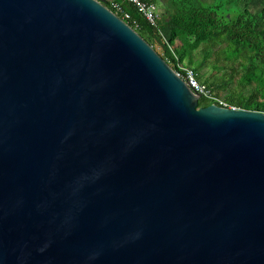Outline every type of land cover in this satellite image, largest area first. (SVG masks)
Instances as JSON below:
<instances>
[{
    "label": "water",
    "instance_id": "water-1",
    "mask_svg": "<svg viewBox=\"0 0 264 264\" xmlns=\"http://www.w3.org/2000/svg\"><path fill=\"white\" fill-rule=\"evenodd\" d=\"M100 0H0V264H264V112L197 107Z\"/></svg>",
    "mask_w": 264,
    "mask_h": 264
},
{
    "label": "trees",
    "instance_id": "trees-1",
    "mask_svg": "<svg viewBox=\"0 0 264 264\" xmlns=\"http://www.w3.org/2000/svg\"><path fill=\"white\" fill-rule=\"evenodd\" d=\"M100 1L111 10V2L121 4L129 14V19L124 21L174 70H179L178 64L193 68L200 82L216 96H221L233 76L218 82L207 77L202 79L200 64L193 60V51L202 44L206 50L217 45L227 46L228 59L243 60L240 62L239 89L224 95L226 103L264 112V0H173V12L166 18L157 15L155 25L149 23L132 3ZM209 104L210 101L200 97L197 107Z\"/></svg>",
    "mask_w": 264,
    "mask_h": 264
},
{
    "label": "rangeland",
    "instance_id": "rangeland-1",
    "mask_svg": "<svg viewBox=\"0 0 264 264\" xmlns=\"http://www.w3.org/2000/svg\"><path fill=\"white\" fill-rule=\"evenodd\" d=\"M154 2L156 11L161 18H166L170 13L173 12V0H155ZM207 44H209V42ZM193 60L200 64L199 72L202 75V79L207 77L210 80H216L218 82L222 79L228 80L231 75L233 76L226 89L221 91V96H219L221 99L225 101L224 95L230 91H238V79L241 72L240 62H242L243 59H228L227 46L217 45L211 47L209 50H206V46L202 44L193 51Z\"/></svg>",
    "mask_w": 264,
    "mask_h": 264
},
{
    "label": "built area",
    "instance_id": "built-area-1",
    "mask_svg": "<svg viewBox=\"0 0 264 264\" xmlns=\"http://www.w3.org/2000/svg\"><path fill=\"white\" fill-rule=\"evenodd\" d=\"M126 2L132 3L136 6L139 13L152 25L156 24V6L152 0H125ZM112 11L116 13L121 19H129V14L124 11L121 4L111 2ZM120 14V15H119ZM178 71L175 70L176 74L184 81V83L190 88L194 95L199 98L202 97L211 103L217 104L218 106L225 108H233L219 96H216L214 92L206 86V84L200 82L197 77L196 71L188 66L178 64Z\"/></svg>",
    "mask_w": 264,
    "mask_h": 264
},
{
    "label": "crops",
    "instance_id": "crops-1",
    "mask_svg": "<svg viewBox=\"0 0 264 264\" xmlns=\"http://www.w3.org/2000/svg\"><path fill=\"white\" fill-rule=\"evenodd\" d=\"M158 17H160V15L157 13Z\"/></svg>",
    "mask_w": 264,
    "mask_h": 264
}]
</instances>
